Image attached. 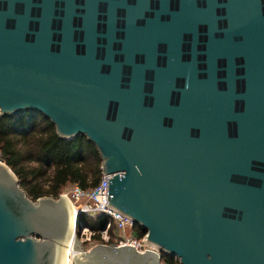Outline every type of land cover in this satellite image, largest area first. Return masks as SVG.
I'll list each match as a JSON object with an SVG mask.
<instances>
[{"label":"water","instance_id":"obj_1","mask_svg":"<svg viewBox=\"0 0 264 264\" xmlns=\"http://www.w3.org/2000/svg\"><path fill=\"white\" fill-rule=\"evenodd\" d=\"M25 111L95 145L106 205L160 252L264 264V0H0V115ZM74 223L0 161V264H63ZM82 250L70 264H162Z\"/></svg>","mask_w":264,"mask_h":264},{"label":"trees","instance_id":"obj_2","mask_svg":"<svg viewBox=\"0 0 264 264\" xmlns=\"http://www.w3.org/2000/svg\"><path fill=\"white\" fill-rule=\"evenodd\" d=\"M0 158L12 169L20 186L33 200L42 195L57 197L71 184L89 188L101 176L95 145L80 134L71 138L58 137L53 123L36 111L0 115ZM41 177L45 178V184L39 182ZM108 219L110 224L105 240L100 230ZM78 222L93 229L91 239L86 241L89 244H115L120 237L119 228L108 214L81 212L77 215ZM131 231L137 237L144 233L137 223L132 225ZM160 261L179 264L175 257L166 254L161 255Z\"/></svg>","mask_w":264,"mask_h":264},{"label":"built area","instance_id":"obj_3","mask_svg":"<svg viewBox=\"0 0 264 264\" xmlns=\"http://www.w3.org/2000/svg\"><path fill=\"white\" fill-rule=\"evenodd\" d=\"M0 161H2L1 158ZM109 177L110 174L101 173L99 181L94 186H91L89 188H82L78 184H71L59 193L60 195H64L68 199L72 210L75 213V223L72 236H74L76 240L78 238L79 241L82 242L90 240L94 232L93 229L82 222L77 223V215L81 212H100L110 215L111 219L115 221L117 227L120 230V237L115 243L116 245L129 244L132 245L138 252H143L144 249H149L151 251H154L156 255H159V249L146 242L145 234L137 237L132 233L131 227L134 222L130 218L124 216L123 214L106 205V203L108 202L107 194ZM109 224L110 220L108 219L104 227L100 230V234L105 240L108 238L107 228ZM174 257L178 260L176 256ZM178 263L180 264L179 260Z\"/></svg>","mask_w":264,"mask_h":264},{"label":"bare ground","instance_id":"obj_4","mask_svg":"<svg viewBox=\"0 0 264 264\" xmlns=\"http://www.w3.org/2000/svg\"><path fill=\"white\" fill-rule=\"evenodd\" d=\"M71 250L83 252V250L79 247L78 241L75 239V237L70 235L64 249L63 264H70Z\"/></svg>","mask_w":264,"mask_h":264},{"label":"rangeland","instance_id":"obj_5","mask_svg":"<svg viewBox=\"0 0 264 264\" xmlns=\"http://www.w3.org/2000/svg\"><path fill=\"white\" fill-rule=\"evenodd\" d=\"M39 179V182L40 183H43V184H45L46 183V181H45V178H43V177H41V179L40 178H38ZM32 182H34V180L32 179L31 180ZM144 234V233H143ZM77 241H78V243H79V247L82 249V246L85 248V249H87V248H89L91 245H93V244H89L88 242H82V241H79V239L77 238ZM106 244H108V243H106Z\"/></svg>","mask_w":264,"mask_h":264},{"label":"flooded vegetation","instance_id":"obj_6","mask_svg":"<svg viewBox=\"0 0 264 264\" xmlns=\"http://www.w3.org/2000/svg\"><path fill=\"white\" fill-rule=\"evenodd\" d=\"M162 254H164V253L160 252V254H159V260H160V257H161ZM169 256H172L174 258L173 255H169Z\"/></svg>","mask_w":264,"mask_h":264}]
</instances>
